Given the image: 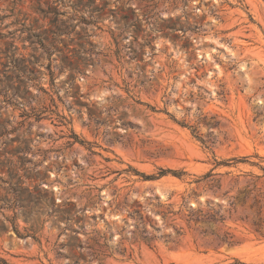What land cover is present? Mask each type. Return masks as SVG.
I'll use <instances>...</instances> for the list:
<instances>
[{"label": "rangeland", "instance_id": "1", "mask_svg": "<svg viewBox=\"0 0 264 264\" xmlns=\"http://www.w3.org/2000/svg\"><path fill=\"white\" fill-rule=\"evenodd\" d=\"M80 4L0 0L1 82L70 28L0 85V264H264V0Z\"/></svg>", "mask_w": 264, "mask_h": 264}, {"label": "trees", "instance_id": "2", "mask_svg": "<svg viewBox=\"0 0 264 264\" xmlns=\"http://www.w3.org/2000/svg\"><path fill=\"white\" fill-rule=\"evenodd\" d=\"M62 3V2H61ZM80 5H82V0H80ZM94 3L92 2L88 7L92 6ZM41 10V12L45 15V18L48 17V15L50 14H54V20L52 21V25L54 26V30L51 29V30H45L43 32H39V29H34L33 27L32 28H29L27 29L29 34H30V40L32 41V44L35 46L34 48V54L32 55L30 61H27L26 59H20V58H16L15 57V52L17 51V49L12 45L10 44L8 46V51L5 53L6 55V60H7V63L4 64V67L8 69L9 73L12 74V75H16L18 78H17V81L19 83V86L15 87L14 86V83H13V77H6V83L5 82H1L0 81V85L2 87V92H4V97L6 99H12V98H21L23 99L24 101H27V94L29 92H27L26 90H22V85L24 84V82L28 79V76L30 75H34L35 74V69H33V66L35 65L36 62H38L42 56H37L38 52L40 49H42L44 51V54L46 53L48 55V57L51 56V52L49 51V48L48 46H46L45 43H48L49 41V46L51 47V49H54V51H59L61 52L60 50H58V48L56 47V44H62V43H65V41L62 39V37L64 36H67L69 35V31H70V28L67 27V24L66 23H61L60 24V21H59V11H57L56 8H49L48 11H44L42 9H39ZM1 20V19H0ZM13 33H10L9 36H12ZM8 36L6 35H2L0 34V38H6ZM33 60L35 62H33ZM63 62L65 65H68L70 68H71V74H70V78H75V75L76 73H80V68H78L77 65L73 64V63H70L68 62V57H63ZM12 91L13 94L10 96L9 92ZM1 95V94H0ZM6 129L4 126H1L0 127V138L6 136ZM198 139H201L199 137H197ZM202 143H204V141L201 139ZM167 173H171L173 174L174 176H177V177H180L183 173L179 174V173H176V172H172L170 170H167V171H164L162 170L161 173H160V177L162 176H165V174ZM146 179H155L154 176L152 177H147ZM260 202L255 199V204L258 205ZM57 205L55 204V201H53V207H56ZM55 212H58V213H61L62 216L64 215H68L69 218H72L73 216V212L72 210H63V211H55ZM261 216V211H260V208H259V211H258V217ZM213 219V217H210ZM202 219V212L200 211H192L188 217V222H194V223H199ZM259 222H262V219L259 218ZM257 226H259V223L255 224ZM30 231L31 232H34V227H31L30 228ZM2 263L6 264V262H4L3 260L1 261Z\"/></svg>", "mask_w": 264, "mask_h": 264}]
</instances>
